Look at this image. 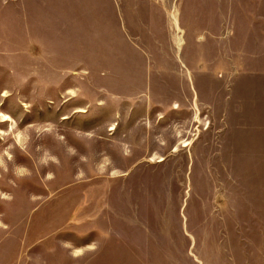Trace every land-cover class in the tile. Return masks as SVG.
<instances>
[{
    "label": "rangeland",
    "instance_id": "rangeland-1",
    "mask_svg": "<svg viewBox=\"0 0 264 264\" xmlns=\"http://www.w3.org/2000/svg\"><path fill=\"white\" fill-rule=\"evenodd\" d=\"M0 264H264V0H0Z\"/></svg>",
    "mask_w": 264,
    "mask_h": 264
}]
</instances>
